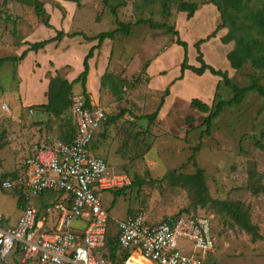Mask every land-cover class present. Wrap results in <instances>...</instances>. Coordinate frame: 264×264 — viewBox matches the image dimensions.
Masks as SVG:
<instances>
[{"label": "rangeland", "instance_id": "rangeland-1", "mask_svg": "<svg viewBox=\"0 0 264 264\" xmlns=\"http://www.w3.org/2000/svg\"><path fill=\"white\" fill-rule=\"evenodd\" d=\"M41 1L50 23L66 32L82 31L95 36L116 29L117 20L132 24L129 35L117 33L111 39L112 43L107 42V47H112L108 55L110 78L100 87L98 104L107 119L88 146L90 153L106 159L110 168L125 174L130 181L123 196L114 197L112 190L99 193L102 205L111 217L109 234H115L117 221L128 213L141 212L151 223H157L181 210L199 212L210 217L215 236V250L207 264H264V98L255 91L247 93L239 104L226 106L205 132L203 118L207 113L191 107L190 100L195 97L211 104L213 82L216 84L220 78L216 79L210 73L198 76L190 71L186 83L176 89L185 97L171 99L166 96V104L162 105L153 122L143 117L155 110L167 87L157 76L149 80L143 67L160 57L151 75L157 69L177 74L183 49L174 43L175 36L165 29L135 22L151 19L174 26L188 44L189 63L198 65L193 44L212 32L215 21L221 20L219 12L218 18L213 16L204 8L210 4H203L205 0H187L198 3L196 15L191 19L186 18V12L177 10L179 0H166L170 16L162 12L165 0H125V5L117 8L116 15L110 7L122 0H106L107 5L103 0ZM253 1L259 4L258 0ZM32 28L35 30L28 32ZM225 29L228 31L227 27ZM51 34L31 6L19 0H0V57H17L16 52L25 35L29 40L39 41ZM215 38L203 42L200 49L207 63L227 70L230 67L228 61L225 63L227 46L221 38L219 41ZM96 40L88 41L95 45ZM64 54L74 60L79 55V48L68 47ZM227 72L231 82L240 87L253 80L264 86V72L253 68L250 62L239 70ZM17 83L15 64L9 60L1 63L0 97L6 95L7 101L14 98ZM112 83L117 84L116 92ZM72 90L80 93L81 84L74 83ZM219 94L228 99L232 91L221 85ZM122 110V116L112 119ZM68 112L62 119L50 120L51 128H58L59 133L67 132L73 126ZM8 120L4 116L0 123V213L5 225L12 223L22 212L17 206L16 191L3 189L1 183L16 171L20 172L18 168L24 157L23 152L20 154L12 147L18 142L15 136L5 140L7 135L3 128ZM100 146L104 147L103 153ZM197 168L204 172L207 188L204 193H199L182 178L184 174L195 173ZM45 193L47 199L60 198L55 191ZM218 201L241 202L249 211L251 221L258 226L261 238L253 239L239 227L221 211ZM75 225L79 223L75 222ZM179 247L187 253L192 249L185 240L179 241ZM19 256L12 253L4 264H23L19 262Z\"/></svg>", "mask_w": 264, "mask_h": 264}, {"label": "built area", "instance_id": "built-area-1", "mask_svg": "<svg viewBox=\"0 0 264 264\" xmlns=\"http://www.w3.org/2000/svg\"><path fill=\"white\" fill-rule=\"evenodd\" d=\"M32 109L29 110V113ZM70 112L75 134L70 142L58 138L36 147L24 159L15 180H3L2 187L17 185L23 190L22 213L16 223L3 229L0 213V264L12 253L20 263L112 264L106 249L110 214L99 193L130 184L129 178L109 167L107 161L88 151L93 136L106 119L102 108L86 105L80 93L71 97ZM11 113L7 99L0 97V122ZM55 191L45 213H56L54 225L39 218L33 198ZM80 221V225L75 222ZM212 222L206 214L179 213L151 223L141 212L128 213L116 223L115 239L120 250L128 251L121 263L134 262L132 254L152 264H207L215 250ZM189 242L187 253L179 241Z\"/></svg>", "mask_w": 264, "mask_h": 264}, {"label": "trees", "instance_id": "trees-1", "mask_svg": "<svg viewBox=\"0 0 264 264\" xmlns=\"http://www.w3.org/2000/svg\"><path fill=\"white\" fill-rule=\"evenodd\" d=\"M27 6H31L37 18L40 22L46 27L53 28L55 30V36L49 39H43L34 42H23L24 45H28L22 53L15 56L0 57V65L7 60H21L25 57L27 51L33 50L37 51L38 49L43 48L48 42L54 40H60L63 37H74L76 35H81L86 40L97 39V43L93 45L83 60V71L72 81H68L62 74L57 73L54 77L49 79L48 89L46 92L47 102L33 106L43 109L48 115L54 116V118H61L68 115L70 111L71 97L74 94L72 91V86L74 83L81 84L80 94L84 97L86 105L90 106V98L86 88L87 73L89 69L88 59L93 56V52L98 48L104 39H113L115 34L123 33L129 35L130 33V22H123L117 20L118 27L112 31L100 32L95 36H88L82 31H72L66 32L64 30L56 29L49 20V15L46 12L43 3L41 0H19ZM259 4H256L253 0H205L203 4L211 3L215 5L216 9L220 14V22L215 26L211 33H209L205 38H200L194 42L193 46L196 49L197 55L196 60L198 65H193L189 63L188 59V44L186 41L182 40L179 36L178 30L168 23H156L151 19H138L136 24H148L151 28L165 29L167 33L175 36L174 43L181 46L183 49L182 60L179 63V76L182 78L184 71L189 70L195 75L201 76L206 71L214 76H218L220 79L217 81L215 90L213 93L212 103L208 104L199 98H192L190 100V106L203 112L207 113L203 118V124L205 125V132H208L212 126V121L216 118L221 111L226 106H231L234 104H239L244 96L251 92L255 91L259 96L264 98V86L258 83L256 80H253L250 84L245 86H238L231 82V79L228 75L227 70H221L213 67L207 63L203 57V53L200 49V45L207 41L208 39L214 37L218 30L222 28H228V31L224 36L221 37V42L226 44L230 41L234 42L233 48L226 54L227 60L229 61L230 66L235 69H241L246 63L250 62L251 66L255 69L261 70L264 72V0H258ZM104 4L107 5V1L103 0ZM125 5V0L119 1L117 4L110 7L111 12L116 15V10L119 6ZM198 9V3L191 2L187 0H179L177 2V10L186 12V18L190 19L194 16L195 12ZM162 12L165 16H170V9L168 7L167 1L165 0L162 3ZM148 65V64H147ZM147 65L143 67V72H145ZM110 78V74L106 72L101 78V86L105 84V81ZM221 85L229 87L232 91V96L228 99H223L219 94V89ZM170 84L165 88L160 101L151 113L145 114L143 117L148 121L153 122L160 111L164 103L165 97L170 93L169 90ZM113 90H117V84L112 83ZM124 110H122L112 119H117L122 116ZM70 118L72 115L70 112ZM107 119V115H106ZM103 121L102 123L106 122ZM58 120V119H57ZM1 123V122H0ZM73 123V119H72ZM62 127V124H60ZM60 140L64 142H70L75 134L74 123L67 132L59 133ZM106 160V159H105ZM22 166L18 168L20 171ZM20 172L16 171L9 180H15ZM203 170L197 168L196 172L193 174H184L182 178L185 183L194 187L198 190L199 193H204L207 191L204 178ZM2 186V183H1ZM128 186L122 187L120 189L114 190V197L123 196L125 189ZM3 188V187H2ZM5 189V188H3ZM5 190H14L17 193V205L23 207V190L17 185L13 186L10 189ZM221 211L229 216L239 227H241L245 232L251 235L253 239L261 238V235L258 231V226L254 224L249 216V211L245 210L241 202L235 201H218ZM49 203H46L48 206ZM44 205L46 208L47 206ZM189 213L186 210H181L176 213ZM193 213V214H198ZM110 220V219H109ZM107 254L106 256L112 261V264H116V260L121 263L128 257V251L120 250L115 239V234L110 235L108 232L107 244H106ZM134 259V262L129 261L128 264H142L143 261H138ZM140 260H143L140 258ZM147 264V263H144Z\"/></svg>", "mask_w": 264, "mask_h": 264}, {"label": "crops", "instance_id": "crops-1", "mask_svg": "<svg viewBox=\"0 0 264 264\" xmlns=\"http://www.w3.org/2000/svg\"><path fill=\"white\" fill-rule=\"evenodd\" d=\"M204 6H205L204 8L208 9L213 16L216 15L217 18L219 17V15H217L218 10L213 4L210 3ZM215 22H216L215 25H217L220 21L216 20ZM46 28H49L50 32L52 33L46 39L55 36V30L53 28L50 27H46ZM32 30L35 29L33 28L31 30L29 29L28 32H32ZM226 31L227 30L225 28H222L217 31L215 35L216 38L215 37L212 38H215L219 41V39L225 35ZM107 39H104L102 41L101 45L94 50L93 56L88 59L89 69L87 73L86 88L89 94L90 104L96 107H99L98 104L100 102V97H101L100 96L101 78L108 71L109 49L110 50L112 49L111 46H109L110 48L107 47V42L112 43V40L110 39V41H108ZM25 41L34 42L32 40H29L26 37V35L25 37H23V42ZM92 45H94L93 42L84 39L81 35H76L74 37L65 36L60 40H54L48 42L43 48L38 49L37 51H33V50L27 51L25 57L21 60H17V61L9 60L15 64L18 83L16 89L17 92L16 96L14 98L13 97L8 98V102L11 108V113L5 115V117H7V119L9 120L5 122V126L3 129H6L7 137L5 138V140L6 139L9 140V138L12 136H15L16 141L18 140L17 144L12 147H14L15 150L18 151V153L20 154L21 152H23L24 157L19 167L22 166L24 159L28 157L36 147L47 144L49 139H52L53 136L57 137L59 135L58 128L57 129L51 128L53 123H51L50 120L55 119L54 116L48 115L41 108L33 107L47 102L46 92L48 89L49 79L57 75V73H60L68 81L74 80L83 71L84 56L86 55L88 50L92 47ZM226 46L227 49L225 51V55L233 48L234 42L230 41L226 43ZM27 47L28 45L21 44L20 50L16 52V56H19L22 53V51ZM68 47H72L74 49H76V47L79 48V55L75 57L74 60L68 59L64 54L65 50ZM159 58L160 57H157V59H155L153 62L147 65V68L145 70L146 77L149 78V80H152V77L157 76L160 79H163V83H164L163 85L168 86L170 84L169 87L170 93L167 95L170 96L169 98L173 99L176 96L185 97L184 94L177 91L176 89L181 87L184 83H186L190 71L185 70L182 78H178L180 72L171 75L164 69H157L156 73L154 72L151 75V71H153V67L157 63ZM225 61H226L225 63L227 64L228 60ZM229 69H233V68H231L230 66ZM206 73L209 72L206 71L203 75L205 76ZM215 77L216 79H219L218 76ZM215 85L216 84H214L213 82L212 86L214 90H215ZM5 96L6 95H4V97ZM163 104H166V101ZM31 109L32 112L29 113V110ZM98 130L99 129H97L96 132ZM94 136L93 138H95ZM99 148H101V153H103L104 147L100 146ZM52 199L45 198L44 194H41L39 197L33 198V203L39 210V215H40L39 218L45 219V224L48 226L54 225L57 220L56 213L48 214L45 213L44 210L45 209L44 205H46V203H49ZM18 208L20 209V213H21L22 207L18 206ZM17 219L18 217L8 225H5L3 221V229H6L9 226L14 225ZM77 223H79V225L81 224L80 221H78ZM133 257L138 261L141 262L143 261L142 264L144 263L152 264L149 260L140 257L137 252H134L132 254V259ZM140 258H142L143 260H140Z\"/></svg>", "mask_w": 264, "mask_h": 264}]
</instances>
